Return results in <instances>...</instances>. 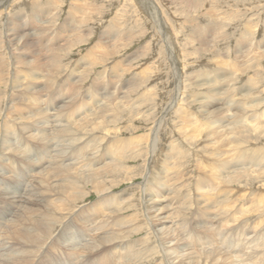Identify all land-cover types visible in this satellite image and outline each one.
Masks as SVG:
<instances>
[{"label": "bare ground", "instance_id": "obj_1", "mask_svg": "<svg viewBox=\"0 0 264 264\" xmlns=\"http://www.w3.org/2000/svg\"><path fill=\"white\" fill-rule=\"evenodd\" d=\"M11 1L14 0H1L0 2V19L2 15L7 16L5 23H2L5 31L0 32V47H2L0 52L6 46L8 49L3 52L10 58L12 57L8 73L12 70L14 73H19L18 69L21 66L43 65L49 66V69L43 70L41 78L38 79L39 82L44 83L42 86L37 80L32 83L21 81L14 86L7 85L5 77L8 73L4 67L0 66V102L6 96L4 102L8 103L6 108L8 111L13 109L16 111V105L21 106L23 102H32L35 107L41 109L39 104L44 102L46 107L51 109L31 108L30 111L43 124L41 126L43 129L50 128L52 131L41 134L39 128H34L26 134L21 128L23 134L27 136L23 138L16 126L19 121H11L14 125L9 128L5 125V117H1L4 120L0 122L2 124H0V240L3 247L1 249L3 254L0 252V264H54V259L48 258L45 252L46 247L53 240L51 245H55L53 247H57L58 251L66 252L72 264H151L155 261L159 264H232L238 262L234 259L243 256L246 258L244 260L240 258L241 262L246 263L242 264H264V228L258 230L262 227L261 224L264 226L258 218L262 219L264 216L253 215L255 217L251 218L250 211L253 213L256 211L238 203L239 199L246 195L241 192L244 190L238 189L249 187L253 176L264 177L262 151L250 153L246 145L248 132L258 136V131H264V112L261 113L264 103L257 98V90L253 91V88L257 86L253 77V79L248 78V87L245 89L243 87L240 92L230 86L236 81L231 77L238 67L237 60L235 59V65H230L222 58V53L216 50L213 55L223 60L220 62V67H224L223 70L220 71L218 68L213 73L212 71L205 74L200 73L198 77H194V80L191 79V86L180 82L184 89L185 87L186 89L187 87L199 90L209 89L206 92L209 96L198 101L200 111L192 112L193 104L191 103L197 102L193 100H186L184 105L178 104L177 111L181 116L183 115L184 122L181 130L188 144L194 146L192 148L196 147L198 141H215L212 143L214 149L208 152L214 158L210 160L214 161L206 166L202 165L203 163L199 164L201 171L198 170L196 174L188 176L189 171L186 170L184 163L177 166L175 161L166 162L161 155H158L166 176H154L152 171L144 175L147 166L144 162L153 158L150 147L156 144L157 139L159 140L160 132H158L157 125L150 128L149 133L144 136L119 137L130 134L133 130L132 126L137 123H148L150 120L153 122L157 109L153 107L154 103L149 104L151 100L146 99L149 95L147 91L143 90L144 92L139 97L132 99L134 87L140 84L134 81V78V80L122 78L123 73L119 72V70L125 71L122 62L112 66V71L116 74L114 93L104 91V86L107 85V71L100 75L97 73L98 79L91 84L86 96L83 95L81 98V100L85 98L87 104L92 103V107L87 110L83 120L69 121L70 115L66 113L65 118V113H61L77 106L76 95L82 91L77 86L95 74L96 67L103 65V62L117 53L118 44H120L118 29L111 32L110 41L103 40V45H92L87 49L84 54L85 59L79 62L78 77L73 76L67 73L71 65L67 61V52L76 45L88 41L87 38L68 35L82 30L81 25H77L79 21L74 12H71L70 17L74 27L58 26L55 29L54 18L48 21L54 14V10H46L39 1L33 0L32 3L37 6L41 18L30 30H26L14 26V20L8 17L9 9L6 8ZM48 2L47 6L51 1ZM112 27L114 28V24ZM214 27L211 26L208 30L200 28L194 37H191L190 43L198 42L202 48L199 49L200 52H211L215 47H213L214 42L218 43L212 40L213 35L217 33V27ZM248 34L250 36L252 32ZM43 36H46V39ZM29 38L33 40L27 41ZM169 38L174 37L171 38L169 35ZM221 38L219 37L218 40ZM241 38L236 42L239 46L235 44L238 46L236 54L239 51H245L250 43L252 44V42H247V38L242 40ZM124 42L123 48H128L130 40L126 38ZM21 43H23V49L34 55L31 61L25 62L18 59V55L25 53L19 48ZM147 46L130 56V58L133 57L132 61L128 60L130 70L135 60L147 54L146 51H149ZM255 53L253 62L257 60L255 62L257 66L255 64L253 66L258 69L262 66L260 63L264 61V40L258 42ZM169 54L173 56L174 51L169 50ZM60 57L63 58L62 65L52 66L51 63L57 62ZM248 58L247 54L241 56V59L246 61ZM170 59L173 58L170 57ZM174 61L177 59L175 58ZM250 61L252 60L246 63H251ZM73 65L74 63L72 68ZM256 67L253 69L256 70ZM57 70L58 72L55 73ZM137 73L140 74L141 71ZM256 74L257 72L254 75ZM76 77L81 81H75ZM121 78L123 85L119 89L118 82L122 83ZM201 80L204 81L200 82ZM63 85L70 87L71 96H58ZM8 89L11 93L5 91ZM92 94L100 97L97 103ZM108 95H114V97L106 104ZM177 99L184 101L183 98L182 100ZM47 100H51V103ZM102 100L104 102L101 104ZM240 102L246 103L238 105ZM127 113L129 114L125 116ZM34 117L28 116L24 119L35 121ZM123 123H128L129 126L120 127ZM101 132L106 133L99 136ZM92 135H94L93 138H91ZM214 135H217V139ZM79 140H94L96 144L89 146L88 152H83L78 145L86 144ZM132 140H134L133 144ZM54 144H56V149L62 146L60 150H57L55 157H53L55 147L49 152ZM197 146L199 147V144ZM172 150L174 153L177 152L173 147ZM192 152L194 153L193 149ZM203 153L205 152H202L200 156ZM12 155L20 157L24 163H18L17 167L15 166L17 162L11 161L12 167H6V162L8 158L11 160ZM193 155L199 156L198 153ZM52 157L54 161H51ZM185 157L187 158L186 155ZM25 167L30 171H24ZM139 176L143 177L144 182L142 187L137 185L132 188L130 190L132 194L128 191L120 194L114 192L124 183L133 186L139 181ZM17 178H21L20 181L25 179L27 181L24 182V187L20 192L16 191L20 186L14 183ZM30 181H33L32 188L27 187ZM167 187L168 190H166ZM91 193H95L98 200L90 206L85 205ZM18 207H22L23 211H17ZM214 207L219 208L211 216L206 215ZM195 213L198 215L194 216ZM170 215L175 218L176 227L167 226ZM83 220L92 222L90 225L92 231L88 232L85 229ZM245 223L247 225L243 226ZM249 224L254 226L249 227ZM56 230L58 233L54 237ZM252 234L262 240L261 244L255 242V239L252 240L255 244L253 249L256 251L249 246L247 249L252 251L244 252L241 256L230 255V252L235 253V247H238L237 241L241 240L242 242L239 243L244 248L245 243L243 242L247 240L246 245H248L250 243L248 237ZM134 235H145L140 248L135 246L137 236L132 237ZM6 240L10 241L5 243ZM258 249L259 252H257Z\"/></svg>", "mask_w": 264, "mask_h": 264}, {"label": "rangeland", "instance_id": "obj_2", "mask_svg": "<svg viewBox=\"0 0 264 264\" xmlns=\"http://www.w3.org/2000/svg\"><path fill=\"white\" fill-rule=\"evenodd\" d=\"M32 1L33 0H14V1H11L10 4L7 5L6 9H9L8 17L14 20L13 22L14 26L16 27L18 26L20 28L30 30L31 27L37 22V20L41 18L40 16L41 14L38 13L37 11V6H34ZM37 1L40 2V4L44 7V9L54 10V14L50 16V20L48 21H52V19L54 18L55 24L53 25L55 26L54 27L55 29L56 27L58 28V26L64 27V28L69 27V26L74 27V25L72 24L71 18H70L72 15L71 13L72 11L74 12L76 19L79 21L77 25H81L82 27V30H80L79 32H73V33L68 34L70 36L71 35L78 36L79 38L83 37V39L87 38L88 40L85 43L76 45L74 48L69 49L68 50L69 52H67V55H66V57H68L67 61H68V64L69 63L71 64L67 73L73 76L74 75L77 76L78 70H80L79 62L85 59L86 56H84V54L86 53L87 49H89L92 45H97V46L103 45V40L110 41L109 35L114 29H118V31L120 32V36H119L120 44H118L120 51L118 50L119 52L117 51V53L114 56L109 57L107 61L103 62V65H99L98 67H96L95 74H92L83 84H79V86H77L82 89V91L78 95H76L77 106L71 108L70 111H66V112L63 111L61 113H65L64 114L65 118H66V113H68L70 115L69 121L75 122V121L83 120L87 110L92 107V103L87 104L86 99L84 98L83 100H81V98L83 95L86 96L91 84L94 82V80L98 79V76H96L97 73H99L100 75L103 72L107 71V74H108L107 75V85L104 86L105 88L104 91L106 92L110 91L111 93H114L115 91L113 90L114 77H116V74L112 71L113 69L112 66L117 65L119 62H122L124 64V69H125V71L123 72L119 70V72L123 73L122 78L126 80L135 79L134 81L140 84L139 86L134 87V91H133L134 93L132 95V99L134 100L136 96L139 97L141 93H143L144 91H147V94L149 95L146 99L151 100L152 103L150 102L149 104L153 105L154 103L153 107L155 106L154 108L157 109V112L155 113V116H154L155 120H153V122L150 120L148 123H143V124L137 123L136 125L132 126L133 130H131L130 134H126V135L119 137V138L121 137L131 138L130 136H134V137L144 136L149 133L150 128L157 125L158 132H160V135L158 137L159 140L157 139L156 144L150 147V152L151 154H153V158L148 159L146 162L143 161L144 164L145 163L147 164V166L145 167L144 175L145 173L147 172L150 173L152 171V175L154 176H159V177L166 176L164 175L163 166L160 165L161 158L169 163H173L175 161V164L177 166H181L184 163L186 166V170L189 171V173H187L188 176H192L194 173L196 174V171L198 172V170H200L199 164L203 163L202 165L206 166V165H210L214 161V160H210L214 158L212 154H209L208 152L214 149V146H212V143L215 141L213 140L198 141L196 142V145H195L196 147L192 148L194 146H190V144H188V141L185 140V136L183 134L184 132L183 130H181L182 123L184 122L183 115L181 116V114L177 110L179 108V105L186 104L185 102L186 100L187 101H191V100L197 101V102L191 103L193 104L192 112L201 110V107H199L200 103L198 101H201L206 96H209L206 94V92H208L209 89L207 88L204 90H199L193 87H189V88L187 87V89L185 87L184 89L183 84L181 83L183 82L187 86L189 85L191 86V81L194 80V77H198V74L200 73L205 74L211 71H212L211 73H213L217 71L216 69L218 68L220 71L223 70L224 67L223 68L220 67L221 65L220 62H222L223 60H221L220 58H216L217 55L215 56L213 55V53L216 50L222 53L221 55L222 58H224L225 62H228L230 65L235 63V59L237 60L236 63H238L239 69H237L238 68L237 67L235 72H233V77H231L233 78V80H236V81L233 83V85L231 83L230 86H233V88L237 92H240V90H242L243 87L244 89L248 87L247 81H249V79L253 77L257 83V86L253 88V91L257 90V93H256L257 98L261 102L264 103V61H262L263 63L262 62L260 63L262 66L260 65L261 68L259 67L258 69L256 67L257 64H255L257 60L253 62L254 56L256 54L255 53L256 45L258 44L260 40L261 41L264 40V0H191V1L189 0L191 3L188 0H185L184 2L182 0H54L55 2L52 0H37ZM47 2L50 3L49 6H47ZM158 8L159 10H157ZM161 12L163 14H161ZM212 13L214 15H212ZM6 19H7L6 15L1 16L0 32L5 31V28L3 27L2 23L4 24ZM167 19H170V20H167ZM113 24H114V28L112 27ZM26 25H28L29 27H27ZM211 26H215L214 28L217 27V30H216L217 33L215 34L216 36L213 35L212 40L217 41L218 43L216 44L214 42L213 47L214 46L215 47L211 50V52H206V53L200 52L199 49L201 47L198 42L193 43V44L190 43L192 40L191 37L192 36L194 37V34L200 28L202 30L204 29L208 30ZM250 31L252 32V34L249 36L248 32ZM169 35L171 36V38L173 37L174 38L170 39ZM124 36H126V38L130 40V45L128 46V48H125V49L123 48L125 44L124 41L126 40ZM219 37L220 38L222 37V38L218 40ZM43 38L46 39V36H43ZM239 38H241V40L243 38L245 39L247 38V42H252V44L250 43L251 46L249 45L250 47L249 46L248 48L245 47L246 50L242 51L243 54H241L242 53L241 51H239L238 54H236V50L239 46V44L236 42L239 40ZM30 40H33V39L32 38L27 39V41H30ZM187 43H190V44H187ZM146 44L150 46L148 47ZM235 44H237L238 46ZM22 45L23 43H21L19 48L22 49V51L27 53L28 55L25 53L20 54L18 55V59L20 61H25V62L31 61L34 55L31 54L29 51L23 49ZM120 46H122L121 49H120ZM145 46L148 47L147 49H149V51H146L147 54L145 56L140 57L139 59L135 60L132 63L131 70H130V66H128V60L132 61V58H133V57L130 58V56L137 53L140 49H142ZM174 46L175 47L177 46L178 48H175ZM0 49H2V47H0ZM7 49L8 48L5 46L4 50L0 52V66L4 67V69L8 73L9 69L11 68L12 57L10 58V56L5 55L4 52ZM171 49L174 51L173 56L169 54V50ZM249 51H251L250 52L252 53L251 55ZM181 53L182 55H180ZM246 54L247 56H249L247 61L245 60L247 57L245 59H241V56L243 55L245 56ZM177 55H179L180 58ZM223 56H225L226 58ZM238 56H240V58H236ZM170 57L173 59H170ZM175 58L177 59V61H174ZM249 60H252L250 61L251 63H246V62H249ZM173 61L174 63H172ZM179 61L181 63H179ZM62 62H63V58L60 57L58 58L57 62H52L51 65L55 67H59L62 65ZM73 63L74 65L72 68ZM253 64H255L256 66H253ZM255 67H256V70L253 69ZM45 69H49V66H43V65L32 66V67L21 66L18 69L19 73H16V72L14 73L13 70L9 72L8 73L9 76L6 75L5 77L6 78L5 82L7 83V85L10 84L14 86H16L17 83H21V81L32 83V82H35L36 80L38 81V79L41 78L42 72ZM140 71L141 73L138 74L137 72H140ZM57 72L58 70L55 71V73ZM255 72H257L256 75H254ZM138 75L139 76L141 75L140 78ZM77 77L75 78V81H81L77 79ZM208 77H209L208 79H210V76ZM122 78H121L122 83L118 82L119 89L121 88V85H123ZM202 81L204 80H201L200 82ZM38 84L42 86L44 83L38 81ZM177 86H179V88L181 89H179ZM62 87L63 89L59 92L58 96L60 95H66L67 97L71 96L70 87H67L65 85H63ZM234 89H232V91ZM235 90L234 92H236ZM5 91H8V93H11L10 89L5 90ZM101 93L102 91L100 92V94ZM92 96H93L95 103H97L100 100L99 96L94 95V94H92ZM5 97L6 96H4L0 102V122L4 120L3 118H1L2 116H4L5 125L11 128L14 125L11 121L13 120L19 121L18 123H16V126L19 128V133L23 138H27V136H25L23 132H26V134H29V132L34 130V128H39V132L41 134H44L48 131L49 132L52 131V129L50 128L43 129L41 127L43 124L40 123V120L37 117H34V113L30 111L31 108L42 110L43 107H46L44 102L42 104H39L41 109L35 107V105L32 104V102H27V103L23 102L21 106L16 105V111H14V109L11 111H8L6 110L8 103L4 102ZM106 97L108 98V100L106 101V104H107L108 101L114 97V95L113 96L108 95ZM181 97L184 99V101L182 100ZM177 98H180L184 103L180 100L179 102ZM136 100H138V98ZM39 102H41V100H39ZM47 102L51 103V100H47ZM103 102L104 100H102L101 104ZM157 102L158 104H156ZM244 103L246 102H240L238 103V105L240 104L242 105ZM169 105H171L172 107ZM262 106L263 108H262L261 113L264 112V104ZM167 107L169 108V110ZM47 109H51V108H47ZM73 114H74V117H73ZM128 114L129 113H127L125 116H127ZM28 116H33L36 120L35 121L25 120L24 118ZM124 125L129 126L128 123H123L120 125V127H123ZM21 128H23V132L21 131ZM206 130L209 131V129H206ZM262 131L263 130H260L257 132L258 136L257 134L252 135L251 132L247 133L248 136L246 139L247 140L246 145L250 153L253 151L254 153H260L262 151V154L264 155V149H263L264 148V133H263L264 131L263 132ZM104 133L106 132H101V134L99 133L98 135L100 136ZM156 136L157 134L153 137V141ZM214 136L217 139V135H214ZM93 137L94 135H92L91 138ZM79 141L86 144V145H82V144L78 145V148L83 152H88V147L96 144L94 140H79ZM133 142L134 140L131 141L132 144ZM198 144H199V147L197 146ZM55 146L56 144L52 145V147L49 149V152H51V150ZM60 147L62 146H58L57 149L55 147L56 150L54 149L55 153H53V157H55L54 155L57 154V150L61 149ZM172 147L176 149L178 153L177 152L174 153V151L172 150ZM192 149L194 150V153H198L199 156L195 157L193 155L194 153L192 152ZM226 150H228V148H226ZM202 152H205V153H203V155L200 156ZM158 155H161L160 159H158ZM185 155L187 156V158L185 157ZM4 157L5 156H3V158ZM53 157L51 158V161H54ZM202 158L203 160L200 161V159ZM11 161H16L17 163L15 166L17 167H18V163H24V160L20 159V157L16 155H12L11 160H9L8 158V161L6 162V167H12V165L10 164ZM23 170L30 171L26 167L23 168ZM20 180L21 178H17V180L14 181L15 184L20 186V188L16 189V191L18 192L22 191L24 184L27 182L26 179L23 181H20ZM143 182H144L143 177L139 176V181L135 182L133 186L131 184L124 183L120 187H118L116 190H114V192H117L120 194L123 191H128L130 193L131 192L130 190L136 187L137 185L142 187ZM250 182L251 184L249 185V187L245 186L244 189H241V188L238 189L240 191L244 190L241 192L246 194L244 195V197H242V199L240 198L241 200L239 199L238 203H240L241 205H245V207L247 208L249 207L251 210H254L257 212V213L255 212L256 213L255 214L253 213V211H250V213H252L250 215L251 218H254L257 215L264 216V185H263L264 177L259 178V177L253 176ZM259 182H262V183H259ZM28 183L29 184L27 185V187L29 186V188H32L33 181H30ZM168 189L169 188L167 187L166 190ZM238 190L236 189V192ZM240 191H239V194L241 193ZM212 194L213 193H211V195ZM23 195H26V194L23 193ZM244 198L245 199L247 198V199L245 200ZM97 200H98L97 195L95 193H91L90 197L87 198L85 205L90 206ZM218 208L219 207H216V208L214 207L213 209H211L212 211H210V213L206 215L211 216L214 213V211H216ZM17 211L22 212L23 208L18 207ZM197 215L198 213L194 214V216H197ZM258 219L260 223L261 221L264 223V217L262 219L260 218ZM168 222L169 224H167V226H171V225H173L174 227L177 226L175 218L172 217L171 215H170V219L168 220ZM82 223H84L85 229L88 232L93 230L90 226L92 225V222L88 220H83ZM246 225L247 223H245L243 226H246ZM261 225H262L261 227L262 229L259 228L258 229L259 231L263 230L264 228L263 224ZM251 226H254V225L249 224V227ZM197 231H198V228H197ZM57 233H58V230L54 232V237L56 236ZM254 234L248 237L249 238L248 242H250L248 245H246L247 240L243 242L245 243V245H243L245 246L244 248H242L240 244L242 241L240 240L241 241V242L239 241L240 243L237 241L236 244L238 247L237 248L235 247L236 254L235 253L233 254L230 252V255L238 254V256H241L244 254V252L247 253L249 251H252V250H248L247 248L251 246V248L253 249L255 244L253 243L254 241L252 242V240L254 239H255V242L257 241V243L260 242L261 244L262 240ZM132 237L137 238L135 239V241H137L135 246L137 248H140V245L143 244L142 239L145 237V235H134ZM9 241L6 240L5 243ZM53 242L54 240L51 241L50 244L45 249V252L48 254L47 257L53 258L54 264H72L73 262L72 260L68 259L66 252H61L60 250L58 251L56 250L57 247H53L55 245H51L53 244ZM256 247H257V244H256ZM1 249H3V247H2V242L0 240V252H1ZM240 249L243 251L241 252ZM253 250L256 251L255 249ZM259 251L260 250L258 249L257 252ZM51 254H55V256H51ZM240 258L244 260L246 256L239 257V259H234V261L238 260V262L236 261L237 263H232V264L246 263L244 261L241 262ZM151 264H159V262L155 261Z\"/></svg>", "mask_w": 264, "mask_h": 264}]
</instances>
